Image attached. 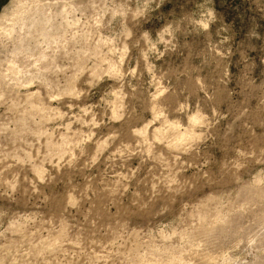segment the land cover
I'll use <instances>...</instances> for the list:
<instances>
[{"label":"rangeland","instance_id":"rangeland-1","mask_svg":"<svg viewBox=\"0 0 264 264\" xmlns=\"http://www.w3.org/2000/svg\"><path fill=\"white\" fill-rule=\"evenodd\" d=\"M56 2L0 31V264H264V0Z\"/></svg>","mask_w":264,"mask_h":264},{"label":"bare ground","instance_id":"bare-ground-1","mask_svg":"<svg viewBox=\"0 0 264 264\" xmlns=\"http://www.w3.org/2000/svg\"><path fill=\"white\" fill-rule=\"evenodd\" d=\"M42 1L43 0H35V1L30 2L29 0H14V4L12 5L13 7L10 9V11L1 17L0 31H2V34L6 35L9 39H14L16 36H19V42L16 41V43H17V46H20L21 48L19 49L16 47V51L13 52V54L19 55L21 51H23V45L25 43H28L32 39H35L38 45L42 43L45 44L47 47V50L51 48L54 44H56L58 36H54L50 34V29H53V26H52L53 13L48 14V15H43V9L47 7L48 10H51L52 7L58 5V3L56 2L54 3L55 5L46 6L44 3H42ZM72 10L75 11V6L69 5L68 3H64L62 7L61 15L62 16L64 15L66 20L68 21V17H69L68 15L71 14ZM77 22L78 20L74 19V22H71V23L77 24ZM34 56H35L34 54H30L29 58H33ZM47 57H48L47 51H42L40 53V56H38L37 59L35 60V63L44 62L48 59ZM18 68L19 67L16 66V64L15 65L11 64L8 70L6 68L7 70L6 74L3 71L4 72V74H2L3 79H7L10 76L18 75L21 72ZM193 120H196V118H193Z\"/></svg>","mask_w":264,"mask_h":264}]
</instances>
